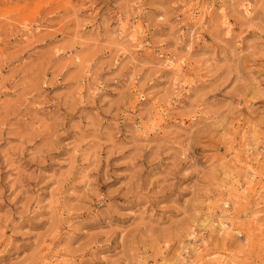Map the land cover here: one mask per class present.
Masks as SVG:
<instances>
[{
    "label": "rangeland",
    "instance_id": "374dc122",
    "mask_svg": "<svg viewBox=\"0 0 264 264\" xmlns=\"http://www.w3.org/2000/svg\"><path fill=\"white\" fill-rule=\"evenodd\" d=\"M0 264H264V0H0Z\"/></svg>",
    "mask_w": 264,
    "mask_h": 264
}]
</instances>
